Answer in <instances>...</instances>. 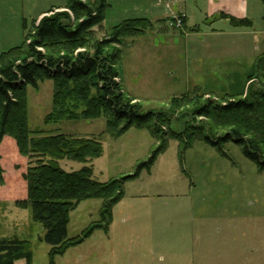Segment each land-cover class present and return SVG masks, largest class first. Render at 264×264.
<instances>
[{
	"label": "rangeland",
	"instance_id": "1",
	"mask_svg": "<svg viewBox=\"0 0 264 264\" xmlns=\"http://www.w3.org/2000/svg\"><path fill=\"white\" fill-rule=\"evenodd\" d=\"M107 1L103 25L94 28L85 47L73 55L93 52L98 42L110 38L114 27L128 20L150 21L146 34L125 38L121 46L107 51L112 56L121 54L119 82L126 96L143 113L167 116L163 136L158 140L148 128H131L113 137L105 118L47 124L54 108V83L41 82L39 89L28 86L32 138L63 134L98 139L103 154L87 164L93 167L94 180L132 178L124 182L109 227L52 259L44 227L33 221L30 210L18 207L19 201L27 199L23 175L32 162L20 154L13 138L6 137L0 149V240L28 241L32 264H264V170L235 143L225 144L227 158L200 138L185 150L176 137L189 129L195 135L208 133L211 122L195 118L193 108L207 101L226 105L247 93H264V73L249 80L258 59L264 57V0H250L257 12L254 28L244 24L222 29L215 44L225 47L217 49L210 46L209 34L200 41L185 27L172 28V17L166 20L167 30L159 33L161 23L147 16L152 9L143 0ZM65 12L70 16L67 23L75 29L83 18L76 19L67 0H0V56L29 45L27 38L42 18ZM41 51L55 58L72 53L66 47ZM161 147L166 148L155 163L145 166ZM60 165L67 172L85 166L67 160ZM104 205L103 199L87 200L71 212L68 238L80 237L99 223Z\"/></svg>",
	"mask_w": 264,
	"mask_h": 264
},
{
	"label": "trees",
	"instance_id": "2",
	"mask_svg": "<svg viewBox=\"0 0 264 264\" xmlns=\"http://www.w3.org/2000/svg\"><path fill=\"white\" fill-rule=\"evenodd\" d=\"M67 6L76 19L83 18L75 29L67 23L70 16L66 12L45 16L28 36L29 45L0 56V149L6 137L13 138L20 154L32 162L23 175L27 199L19 201L18 207L30 210L33 221L44 227V241L51 247L52 259L81 245L96 230L109 227L113 206L122 198L124 182L132 177L109 183L94 180L93 167L87 164L103 154V145L98 139L63 134L32 138L28 86L39 89L41 82L53 81L54 108L46 119L47 124L105 118L107 132L113 137H120L131 128H148L154 138L160 140L161 127L167 122L166 115L153 111L143 113L141 107L126 96L119 82L121 54L117 52L112 56L107 51L121 46L125 38L143 36L152 23L145 19L128 20L114 27L110 38L98 42L93 52L78 53L74 57L75 51L85 47L92 30L103 25L108 1L84 4L80 0H67ZM228 19L234 26L251 25L248 20ZM53 47H66L72 51V56L55 58L41 51ZM259 72L264 73V57L258 59L249 80L257 78ZM193 110L195 118H206L211 125L203 136L195 135L192 129L178 134L176 137L185 150L200 138L228 158L223 148L232 142L242 148L248 160L264 170V93H247L244 99L226 105L207 101ZM256 114L258 117L253 116ZM219 130L223 133H218ZM165 148L155 150L145 166H152ZM64 160L85 166L79 171L67 172L60 165ZM2 173L0 155V181ZM92 199L105 201L100 222L90 226L80 237L69 239L71 212L82 202ZM32 258L28 241L0 240V264H15L19 260L32 264Z\"/></svg>",
	"mask_w": 264,
	"mask_h": 264
},
{
	"label": "crops",
	"instance_id": "3",
	"mask_svg": "<svg viewBox=\"0 0 264 264\" xmlns=\"http://www.w3.org/2000/svg\"><path fill=\"white\" fill-rule=\"evenodd\" d=\"M144 4L150 5L151 11H147V16L159 25L164 33L166 20L173 15H185V30L192 34H198L202 41L204 34H209L212 38L210 46L212 49L225 47L219 42L222 29L235 28L228 18L235 20H248L251 22L252 29L255 26L257 12L254 5L251 6L250 0H143ZM152 1V2H151ZM259 0H254L258 3ZM254 7V8H253ZM260 12V11H259ZM226 16L228 18H224ZM196 36V35H194ZM172 42V40L170 38ZM230 43V42H229ZM228 44V43H227ZM229 45V44H228Z\"/></svg>",
	"mask_w": 264,
	"mask_h": 264
},
{
	"label": "built area",
	"instance_id": "4",
	"mask_svg": "<svg viewBox=\"0 0 264 264\" xmlns=\"http://www.w3.org/2000/svg\"><path fill=\"white\" fill-rule=\"evenodd\" d=\"M173 21L169 23V25L174 29H184L185 27V15L179 14V15H173L172 16Z\"/></svg>",
	"mask_w": 264,
	"mask_h": 264
}]
</instances>
